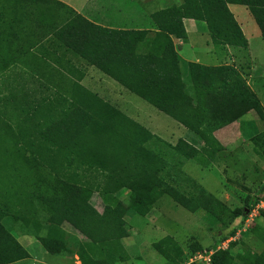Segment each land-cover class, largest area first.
<instances>
[{
  "label": "trees",
  "instance_id": "trees-1",
  "mask_svg": "<svg viewBox=\"0 0 264 264\" xmlns=\"http://www.w3.org/2000/svg\"><path fill=\"white\" fill-rule=\"evenodd\" d=\"M230 5L249 10L264 41V0H181L152 14L151 30L103 27L56 0H0V78L16 75L42 92L41 99L33 100L31 93H23L27 110L22 108L21 114L28 119L24 125L16 129L0 118V233L2 223H12L17 207L28 209L35 221L26 223L35 222L37 233L47 231L41 238L47 249L52 247L59 256L70 253L81 264H116L128 258L123 245L126 205L145 217L168 196L192 213H214L212 205L218 201L201 187L186 192L168 183L177 182L180 174L175 169L194 156L187 141L173 148L82 82L87 67L97 69L203 143L220 145L215 132L249 111L264 120L263 107L235 65L184 66L173 38L186 41L184 22L194 20L207 26L218 54L247 51L249 41ZM173 153L185 159L169 161ZM29 164L40 177L35 173L33 183L16 180L18 186L12 175H22L25 166L33 171ZM15 187L20 189L16 197ZM123 190L131 192L126 202L117 197ZM95 193L103 200V213L91 204ZM258 203L253 201L241 215ZM64 225L83 241L68 235ZM235 235L234 227L222 234V242ZM174 243L177 246L171 237L163 241L167 248ZM159 245L158 251L167 253ZM27 256L18 240L0 234V264ZM236 258L242 264H264V252L250 251L235 257L221 250L212 261L230 264Z\"/></svg>",
  "mask_w": 264,
  "mask_h": 264
},
{
  "label": "rangeland",
  "instance_id": "rangeland-1",
  "mask_svg": "<svg viewBox=\"0 0 264 264\" xmlns=\"http://www.w3.org/2000/svg\"><path fill=\"white\" fill-rule=\"evenodd\" d=\"M115 1L117 4L120 2V0ZM136 1L124 0L121 4L125 6L130 2V6L131 4L137 6ZM68 3L85 7L89 14H93L94 5L99 4L102 7L101 15L94 20L105 24L121 26L136 21L133 18L113 17L111 9L113 4L116 5L114 0H67ZM229 8L249 41L247 51H234L235 65L244 74L247 82H252L256 100L262 105L264 113V80L260 78L264 75V41L261 30L246 7L230 5ZM201 25H203L202 30H208L206 25ZM174 44L180 57V49L186 45L185 54H182L184 66L197 60L209 66L217 64L212 59V54L211 58L206 54L209 50L213 54L216 51L207 31L191 35L188 44H180L176 40ZM251 58L254 62H250ZM85 72L86 78L82 82L85 88L98 94L107 103L117 107L131 120L140 124L151 134L160 137L173 148L177 147L182 140L187 141L191 146V150L190 148L188 150L193 151L194 156L184 160L183 165L175 169L174 172L180 174L177 182L171 180L168 183L173 184L174 187L184 188L186 192L194 191L195 187H201L218 201L216 205H212L216 213H208L203 209L192 213L170 197L164 196L156 204V208L145 217L135 213L129 204L126 205L127 233L123 245L128 258L125 262L116 264H207L205 258L210 251H217L218 247L225 243L222 242V234L228 233L234 227L236 235L227 240H232L230 242L232 246L229 244L227 248L232 255L236 257L238 253L246 251L262 254L264 252L262 238L264 210H258L255 207L248 210L245 215H241L253 201H260L264 196V120L260 115L256 111H249L239 121L227 127L226 132H215L214 136L220 145L212 147L211 144L203 143L201 138L195 137L179 122L128 92L97 69L87 67ZM15 76L0 78V118L17 129V124L24 125L28 121L25 115L21 114L22 108H26L22 101L23 93H31V96L36 93L34 98L29 97L33 100L41 99L42 92L33 91L35 89L33 83ZM185 81L188 83L187 76ZM31 113L29 112L30 115ZM239 123L245 131L243 135L238 128ZM30 156L31 154L28 153V159ZM170 158L176 159L175 162L185 159L180 158L176 153L168 157L169 161ZM29 167H31L30 164ZM33 168L32 166L30 169L33 171H30L25 166L22 175L13 173L12 178L15 181L25 178L33 183L40 173ZM40 171L45 172V169L41 168ZM16 182L18 186L21 185L19 181ZM19 193L18 187L12 189L14 197ZM130 193L128 190H123L117 197L126 202ZM91 204L100 213L104 212L105 205L99 194L95 193L92 196ZM16 210L19 211L12 213L11 224L2 223L4 230L0 234L2 237L10 235L18 240L29 256L13 264H81L79 258L75 257L74 260L72 256L70 257V253L63 252L59 256L52 247L47 249L41 241V238L46 237L47 231L42 229L37 233L34 229L35 222L34 225L26 223L30 219L35 221V218H31L30 210L21 211L18 207ZM64 230L68 235L83 241L81 235L71 226L64 225ZM26 236L32 238L31 244L20 241ZM167 237L173 238L177 246L174 243L170 245V248L165 247L163 241ZM157 245L163 251L167 250V253L158 251ZM230 264L242 263L240 258H236Z\"/></svg>",
  "mask_w": 264,
  "mask_h": 264
},
{
  "label": "crops",
  "instance_id": "crops-1",
  "mask_svg": "<svg viewBox=\"0 0 264 264\" xmlns=\"http://www.w3.org/2000/svg\"><path fill=\"white\" fill-rule=\"evenodd\" d=\"M56 1H60L64 4H67V0H56ZM114 2L116 3V5L113 4V6H112L113 8L111 9V13L114 14L113 17L119 16L120 18H129V19L133 18V19H136V21L129 24V25L128 24H122L121 26L105 24V23L98 22V21L94 20V19H97L96 17H98V15H101L100 10L102 9V7H100L99 4L94 5L93 14L87 13L85 7H82L80 5H73L71 3H68L67 5L73 9H75L82 16L88 18L89 20H91V21L95 22L96 24L101 25L103 27L118 29V30H151V29H153L152 20H151L152 14H154L157 11L164 10V9H166L172 5H175V4L178 5V3L180 4L181 1L180 0L179 1H176V0H137L136 1L137 6H135L133 4H131V6H130V2L126 3L124 6L121 4L124 2V0H120L119 4H117V2L115 0H114ZM184 23H185V28H186L187 34H188V38H187L186 42H183L182 40L173 38L174 42L176 40V41L180 42V44H188L191 35L197 34L199 32H205V31L208 32V30H205V29L202 30L203 25H201V24H204V23L197 22L194 20H185ZM183 46L184 47H182L180 49L181 50V60H183L182 57L185 54V46L186 45H183ZM234 51L235 50L229 49L224 54L220 55L216 51L213 54L212 51L209 50V51H207L206 54L208 56H210L212 54V59L217 63L215 66H212V67H218L221 65H231V66L233 65L234 66L235 62H236V57H234ZM178 52H179V50H178ZM208 52H210V53H208ZM210 58H211V56H210ZM250 62H254L252 58H251ZM189 63H199V64H202L205 66H209V64H207V63L205 64L203 62H200V60H197V62H189ZM250 77H252V76H250ZM260 78H262L264 80V75L263 76L261 75ZM248 83L251 86V88L254 90V88L251 85L252 82L249 81ZM239 125H240V127H238V128L241 130L240 133L243 135L242 124L239 123ZM228 128H229V126H228ZM228 128L226 127L224 129L220 130L219 132H223V131L226 132ZM218 140L221 141L219 138H218ZM20 241L23 243H26V244L27 243L31 244L33 242L32 238H30L28 236L23 237Z\"/></svg>",
  "mask_w": 264,
  "mask_h": 264
},
{
  "label": "built area",
  "instance_id": "built-area-1",
  "mask_svg": "<svg viewBox=\"0 0 264 264\" xmlns=\"http://www.w3.org/2000/svg\"><path fill=\"white\" fill-rule=\"evenodd\" d=\"M256 208L258 210H264V196L259 201V203L256 206ZM230 242H232V240L223 243L220 247H218L217 251H215V250L210 251V253L208 254V257L205 258V262L207 264H212V259H213V256L215 255V253L218 252V251H221V250H227L229 244H231Z\"/></svg>",
  "mask_w": 264,
  "mask_h": 264
}]
</instances>
